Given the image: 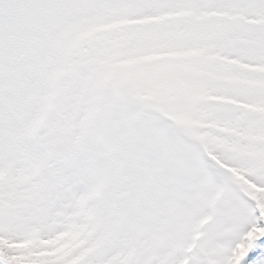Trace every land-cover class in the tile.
<instances>
[{
  "label": "snow or ice",
  "instance_id": "obj_1",
  "mask_svg": "<svg viewBox=\"0 0 264 264\" xmlns=\"http://www.w3.org/2000/svg\"><path fill=\"white\" fill-rule=\"evenodd\" d=\"M0 264H264V0H0Z\"/></svg>",
  "mask_w": 264,
  "mask_h": 264
}]
</instances>
